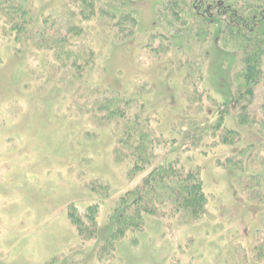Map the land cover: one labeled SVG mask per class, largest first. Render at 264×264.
<instances>
[{"label":"rangeland","instance_id":"rangeland-1","mask_svg":"<svg viewBox=\"0 0 264 264\" xmlns=\"http://www.w3.org/2000/svg\"><path fill=\"white\" fill-rule=\"evenodd\" d=\"M97 1L92 19L81 0H32V30L51 38L59 22L65 61L83 58L81 74L41 37L15 40L0 18V264H263L264 84L234 101L238 58L195 31L188 6L184 19L161 9L166 0ZM112 11L121 25L122 14L134 15L128 34L106 29ZM95 90L142 102L168 147L139 171L124 166L113 154L118 126L90 114ZM172 160L198 169L203 213L156 207L141 213L137 232L107 245L120 198ZM90 206L96 238L69 220Z\"/></svg>","mask_w":264,"mask_h":264},{"label":"trees","instance_id":"trees-1","mask_svg":"<svg viewBox=\"0 0 264 264\" xmlns=\"http://www.w3.org/2000/svg\"><path fill=\"white\" fill-rule=\"evenodd\" d=\"M117 1L120 2V0ZM185 1L186 4H181V0H166L160 6L161 9L164 6L170 8V16L183 17L184 19L186 18L183 10L188 6L192 16L186 20L192 21L195 31L200 32L202 36L221 49L236 54L238 65L234 74L241 75V80L234 88L233 98L236 103L243 102L245 97L250 99L252 90L259 84H264V0ZM81 2L87 3L89 15L94 19L96 15L94 7L98 1L81 0ZM73 3L70 1L69 4L73 5ZM115 14L116 12L112 11L111 15H106L110 22L108 26L106 23L104 26L109 31L115 32L117 36L128 34L126 31L128 27L124 24L130 23L131 17L134 15L132 13L122 14V26L120 23L113 22ZM0 18L5 21L6 26L10 27V35H14L15 40H19L23 36L30 39L39 36L41 42L47 45L49 50H54L56 54L60 55L58 61L62 66L67 67L64 69L77 70L79 74L83 73L84 66H81L83 58L76 56L69 63L65 61L72 57H66L67 54L64 50L66 38L61 32L59 22L51 23L50 29H53V35L48 34L51 38L46 37L45 31L32 30L36 18L35 11L32 9V0H0ZM46 22L47 20L43 24ZM71 30L75 31L76 28H71ZM234 37H237L238 42L233 39ZM88 54L87 51L86 64L90 61ZM71 74L69 73V75ZM93 96L95 101L92 105L93 109L89 108L91 109L90 114L98 118L99 121L105 120L108 123L111 120L114 121L115 126H118L119 132H121L113 154L124 166L133 165L134 170L139 171L154 161L157 150L168 147L167 140L163 139L154 127L157 125L153 120L154 116L143 109L142 102L131 104L130 100L101 90H95ZM98 97H103V100H98ZM224 109L225 107L222 106L221 110ZM189 125L191 129L189 131L193 133H196L195 130L200 128L195 123ZM218 126L225 129L223 122H219ZM202 127L201 131L203 132L206 128L204 125ZM201 131H197V134H202ZM233 134L235 133L227 130L224 133V138L228 140L227 137H231ZM143 183L140 190L137 189L122 196L113 209L107 245L111 241L126 239L129 234L137 232L142 226L141 213L154 214L159 210L156 207H167L168 204L173 212L181 214L184 211L191 218L194 215H201L204 211L206 199L201 190L198 169L186 171L177 160H172L152 171ZM96 212L97 207L95 206L88 207L87 211L83 213L84 215L69 211V220L79 235L85 234L88 235V238H96ZM254 257H259V254ZM237 264H246V261L241 259Z\"/></svg>","mask_w":264,"mask_h":264}]
</instances>
